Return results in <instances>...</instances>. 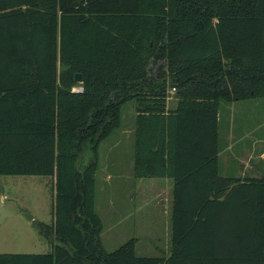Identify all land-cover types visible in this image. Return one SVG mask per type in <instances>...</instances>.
I'll use <instances>...</instances> for the list:
<instances>
[{
	"label": "trees",
	"instance_id": "trees-1",
	"mask_svg": "<svg viewBox=\"0 0 264 264\" xmlns=\"http://www.w3.org/2000/svg\"><path fill=\"white\" fill-rule=\"evenodd\" d=\"M261 97L264 0H0V175L54 178L52 250L0 264H264V176H223L219 141L221 103ZM128 102L136 177L174 180L167 257L102 242L99 149Z\"/></svg>",
	"mask_w": 264,
	"mask_h": 264
},
{
	"label": "rangeland",
	"instance_id": "rangeland-1",
	"mask_svg": "<svg viewBox=\"0 0 264 264\" xmlns=\"http://www.w3.org/2000/svg\"><path fill=\"white\" fill-rule=\"evenodd\" d=\"M153 71L155 77L159 76L160 66H156ZM80 88L77 86L75 90ZM172 92L170 89L171 95ZM136 117L135 103L124 104L122 126L100 146V166L96 173V210L105 224L102 241L108 252L116 251L130 240L137 239V254L152 256L155 254L153 252L155 244H158L162 251H167L166 244H169V250L171 248L170 215L164 210H154L156 204H151L150 207H146L143 202L140 204V199L133 200L132 204L139 208L144 207L147 209V214L145 210L120 212L119 207L122 206L123 201L116 192L117 185L123 180L131 182L139 178L133 171L130 174H123L116 168L117 160L120 165L124 163L127 169H132L131 162H134L135 156ZM261 124L264 125V97L248 99L236 104L221 103L219 141L222 175L228 172V164H226L228 161L233 162L229 170L234 174L242 172L245 163H251L250 157L264 145L262 141H258L264 137V126L262 127ZM234 127L237 131L233 133ZM232 134L237 136L235 140L231 139ZM259 160L255 158L251 164L259 163ZM106 166L110 167V173L106 171ZM108 174L113 177L112 181L104 180ZM145 181H149L148 178H145ZM53 202V177L0 175V253L50 252L52 240L41 231V225H52ZM123 206L127 207L125 204ZM116 209L126 216L121 222ZM140 213L143 215L140 216Z\"/></svg>",
	"mask_w": 264,
	"mask_h": 264
},
{
	"label": "crops",
	"instance_id": "crops-1",
	"mask_svg": "<svg viewBox=\"0 0 264 264\" xmlns=\"http://www.w3.org/2000/svg\"><path fill=\"white\" fill-rule=\"evenodd\" d=\"M172 94L175 93L174 89H171ZM241 101H236L233 102V104L236 103H240ZM175 105L174 99L171 96L169 98V107H173ZM137 115V113H136ZM261 126L263 127L264 125L261 124ZM132 129V127H131ZM258 130V129H257ZM237 131L235 130V127L233 129V133ZM237 137V136H236ZM236 137L232 134L231 135V139L235 140ZM259 142L262 141L261 143H264V137H261L260 140H258ZM100 150V149H99ZM221 153V152H220ZM120 156V155H119ZM230 156V155H229ZM257 158L260 159L259 163L256 164H251L253 159ZM134 162H131V166L132 169L129 170L126 168V166L124 165H120V162L116 160L117 162V170H120L119 173H128L130 174V172L133 171V167H135V156H134ZM251 163H245L243 165V170L242 172L235 173L238 175H235L234 173H232L231 170H229V167L232 166L231 163H233L232 161H228L226 162V164H228V172H225L226 175L223 176H235V177H263L264 176V145L260 147V149L255 151V155L251 156L250 159ZM100 161V158H99ZM225 165V164H224ZM100 166V163H99ZM106 171L108 173L110 170L109 166H106ZM108 169V170H107ZM234 174V175H233ZM54 179V178H53ZM113 177L111 176V174L107 175V178L104 179L105 181H112ZM138 180L134 179L133 181L129 182H125V180H123L120 184L117 185V196L123 201V204H125L127 207H124L123 204L120 208V212H122L123 210H125V213L129 212L131 213V211L129 210H145V214H147V209H145L144 207H138L136 205H133L132 202L133 200H137L140 199V204H142V202L145 204L146 207H150L151 204H156V207H153L154 210H164L166 212H168V214L170 215V221H171V247H172V214H173V205H174V180L172 178H159V177H155V178H148L149 181H145V178H137ZM127 200V201H126ZM117 210V209H116ZM119 210H117V213L119 214L120 220L119 222L123 221L126 216L122 213H120ZM99 214V213H98ZM143 213H140V216H142ZM100 216V214H99ZM101 217V216H100ZM102 219V217H101ZM103 221V219H102ZM103 226L105 228V224L103 221ZM103 228V230H104ZM103 233V232H102ZM136 243H137V239ZM103 242V241H102ZM104 245V244H103ZM157 245V246H156ZM154 249L153 252H155V254H153L152 256L147 255V257H167L170 255L171 253V248L170 250L168 249L169 244L165 245V249L167 251H162L160 246L158 244L154 245ZM145 250V249H144ZM137 253V250H136ZM138 255V254H137ZM139 256V255H138ZM141 256H146V255H141Z\"/></svg>",
	"mask_w": 264,
	"mask_h": 264
},
{
	"label": "water",
	"instance_id": "water-1",
	"mask_svg": "<svg viewBox=\"0 0 264 264\" xmlns=\"http://www.w3.org/2000/svg\"><path fill=\"white\" fill-rule=\"evenodd\" d=\"M75 82H77V83L83 82V74L82 73H76L75 74Z\"/></svg>",
	"mask_w": 264,
	"mask_h": 264
},
{
	"label": "built area",
	"instance_id": "built-area-1",
	"mask_svg": "<svg viewBox=\"0 0 264 264\" xmlns=\"http://www.w3.org/2000/svg\"><path fill=\"white\" fill-rule=\"evenodd\" d=\"M82 90H83V88H80L79 90H75V89H74V91H82ZM174 90H175V89H174Z\"/></svg>",
	"mask_w": 264,
	"mask_h": 264
}]
</instances>
